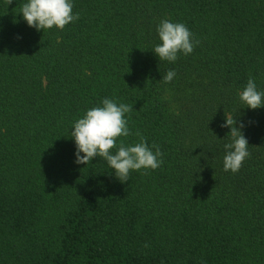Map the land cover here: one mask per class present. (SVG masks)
Returning a JSON list of instances; mask_svg holds the SVG:
<instances>
[{
	"label": "trees",
	"instance_id": "obj_1",
	"mask_svg": "<svg viewBox=\"0 0 264 264\" xmlns=\"http://www.w3.org/2000/svg\"><path fill=\"white\" fill-rule=\"evenodd\" d=\"M70 2L78 19L37 31L27 0H0V264H264V106L239 100L250 77L264 92V0ZM163 20L195 44L173 63L152 52ZM105 98L133 107L117 145L139 132L160 167L121 183L74 162L71 129ZM224 114L249 144L236 173Z\"/></svg>",
	"mask_w": 264,
	"mask_h": 264
},
{
	"label": "clouds",
	"instance_id": "obj_2",
	"mask_svg": "<svg viewBox=\"0 0 264 264\" xmlns=\"http://www.w3.org/2000/svg\"><path fill=\"white\" fill-rule=\"evenodd\" d=\"M13 0H6L7 5ZM70 0H27L20 14L29 27L37 31L56 27L63 30L66 25L78 19L72 13ZM160 44L152 51L160 61L173 63L179 54L188 55L194 50L192 33L182 23L161 21L157 28ZM196 44L199 41L195 42ZM175 76L174 70L167 71L163 77L165 83L171 82ZM239 100L248 109H258L264 106V92L257 90L253 78H249L244 89L239 93ZM133 110L132 105L117 104L114 100L105 98L102 106L86 111L82 118L75 121L71 129V138L75 142V163L87 165L94 158H102L113 170L115 177L121 182H127L130 171L155 170L162 164V155L158 146L150 149L139 132L135 135L140 140L135 145L126 146L123 140L117 145L120 137L131 135L125 114ZM223 128H228L232 142L224 144L226 154L223 158L225 171L236 173L244 160L250 156L248 141L242 134L244 124L238 122L234 115H225ZM116 149L115 152L113 150ZM81 153L83 155H81ZM145 174L147 172L145 171Z\"/></svg>",
	"mask_w": 264,
	"mask_h": 264
},
{
	"label": "rangeland",
	"instance_id": "obj_3",
	"mask_svg": "<svg viewBox=\"0 0 264 264\" xmlns=\"http://www.w3.org/2000/svg\"><path fill=\"white\" fill-rule=\"evenodd\" d=\"M165 98L167 99L169 105L171 106L172 110L175 112L179 110V104L177 103L174 93L172 91L167 92V94L165 95Z\"/></svg>",
	"mask_w": 264,
	"mask_h": 264
}]
</instances>
